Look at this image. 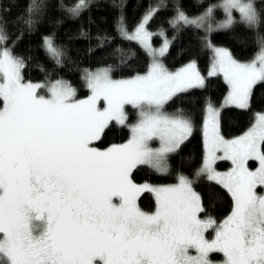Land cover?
<instances>
[{"label": "snow or ice", "instance_id": "snow-or-ice-1", "mask_svg": "<svg viewBox=\"0 0 264 264\" xmlns=\"http://www.w3.org/2000/svg\"><path fill=\"white\" fill-rule=\"evenodd\" d=\"M87 7V0H77L66 11L77 17ZM161 7L150 6L131 33L122 17L118 21L121 36L153 57L148 72L115 80L109 68L86 70L83 79L91 94L83 100L66 81L23 79L25 61L13 47L36 23L35 0L16 18L23 28L13 47L0 16V264H214L210 253H222L223 264H264V195L257 193L264 186V114L244 135L226 140L219 134V110L211 103L206 107L205 157L194 177L207 175L231 195L232 211L220 224L199 218L204 207L195 179L179 175L176 184L159 186L132 180L138 165L168 171L167 157L189 138L193 125L180 110L169 114L164 106L177 93L204 84L195 61L176 72L160 61L170 44L163 31L160 49L148 42L153 33L146 26ZM215 7L197 17L177 7L168 24L202 27ZM220 7L226 19L219 27L235 23L233 13L249 29L264 23L255 0H224ZM257 40L260 50L247 62L207 44L214 52L209 76L224 74L230 88L226 102L240 108L248 107L253 86L264 82V37ZM42 46L61 63L64 51L54 33L43 37ZM101 100L104 106L98 107ZM126 105L138 112L131 139L104 150L95 147L111 122L126 125ZM153 139L159 148L149 146ZM217 159L230 160L233 167L218 173ZM249 161L258 162L254 171ZM143 192L155 196L152 213L136 204ZM209 229L214 239L205 238ZM193 248L195 256L189 254Z\"/></svg>", "mask_w": 264, "mask_h": 264}, {"label": "trees", "instance_id": "trees-1", "mask_svg": "<svg viewBox=\"0 0 264 264\" xmlns=\"http://www.w3.org/2000/svg\"><path fill=\"white\" fill-rule=\"evenodd\" d=\"M221 0H87L88 7L77 17L66 9L71 8L77 0H35L38 10L33 18L35 25L29 32L24 30L23 38L12 41L21 31L23 25L17 22L32 0H0V16L10 37L7 44L13 47L14 55L25 61L22 70L25 82L47 84L50 81L63 80L76 90V99L89 94L83 79L86 70L95 72L109 68L113 79H122L144 73L150 64L146 50L134 40L123 38L118 31V21L124 20L128 32H132L150 6L163 5L148 23L147 30L153 35L151 43L158 47L165 36L170 41L167 51L160 57L161 62L173 71L190 61H195L199 72L204 75V84L177 93L165 106L166 113L180 110L193 125V131L180 149L167 157L168 171L160 173L151 166L138 165L132 171L134 183L148 182L168 185L178 182L179 175L195 179L194 189L200 194L204 212L202 215L221 217L231 206L229 193L222 185L204 178L194 177V173L203 158V139L201 126L205 105L218 106L227 91V84L221 75L207 76L211 62L210 49L206 40L216 46L229 50L239 61H247L258 51L257 38L264 37V23L259 28L249 29L239 22V14L233 13L235 23L227 28H215L208 33L200 27L180 26L172 28L168 21L176 14L179 7L188 16L199 15L210 5H215L212 21H220L225 14L220 7ZM63 5V8L60 5ZM255 6L264 12V0H255ZM163 31L165 36L158 33ZM81 32L84 35H81ZM55 34V43L62 47L64 55L57 64L45 53L43 37ZM106 39H100L105 38ZM162 37V38H161ZM175 37V39H173ZM128 116L126 125L114 122L103 133L97 148H106L122 143L129 138V126L135 122V109L125 106ZM264 112V82L253 86L248 107L237 108L225 106L219 113V130L224 137H234L244 133L252 124L256 113ZM254 162H250L253 168ZM218 168L222 166L217 165ZM137 205L144 211H152L155 199L150 192H143L137 199Z\"/></svg>", "mask_w": 264, "mask_h": 264}, {"label": "rangeland", "instance_id": "rangeland-1", "mask_svg": "<svg viewBox=\"0 0 264 264\" xmlns=\"http://www.w3.org/2000/svg\"><path fill=\"white\" fill-rule=\"evenodd\" d=\"M224 2V0H221L220 1V5L222 4ZM222 8V7H221ZM222 10H223V8H222ZM223 12H224V10H223ZM204 13V12H203ZM203 13H201V14H199V15H195V16H189V17H197V16H200V15H202ZM224 14H225V12H224ZM226 19V15H225V17L222 19V20H220V21H212V16H210L208 19H206L205 20V22H204V26H202V27H200V28H202L203 30H205V32H209V26H211V30L212 29H215V28H219V26L224 22V20ZM131 33V32H130ZM162 38V37H161ZM164 39L165 38H163L162 39V41H161V43H160V45L158 46V47H153V45H152V43H151V37H150V39H149V43H150V45H151V47L152 48H154V49H160L162 46H163V44H164ZM138 43V42H137ZM206 43L208 44L209 43V41L208 40H206ZM140 45V44H139ZM213 47H215V48H224V49H227V48H225V47H222V46H216V45H213V44H211ZM208 47V46H207ZM144 48V47H143ZM210 50V53H211V62H210V65L208 66V69H207V72H206V75L207 76H209V71H210V69H211V67H212V62H213V57H214V52H213V50H212V48H210V47H208ZM145 49V48H144ZM146 50V49H145ZM228 50V49H227ZM259 50H260V48L258 49V51L256 52V54L259 52ZM229 51V50H228ZM146 52L148 53V55H149V52L146 50ZM256 54L254 55V57L256 56ZM232 55V54H231ZM149 57H150V64L152 63V60H153V57L152 56H150L149 55ZM233 57V56H232ZM254 57H252L251 59H249V60H247V61H251ZM234 58V57H233ZM159 59H160V57H159ZM235 59V58H234ZM235 60H237V59H235ZM161 61V60H160ZM237 61H239V60H237ZM247 61H240V62H247ZM190 62H192V61H190ZM190 62H188V63H186L184 66H182V67H180V68H177V69H175V70H173V71H170V72H176V71H178V70H180V69H182V68H184L185 66H187ZM150 64H149V66H150ZM149 66H148V69L144 72V73H141V74H139V75H144V74H146L147 72H148V70H149ZM197 68V67H196ZM102 69V68H101ZM197 70H198V68H197ZM199 71V70H198ZM200 73V72H199ZM221 75L222 76V78L224 79V81H225V83L227 84V91H226V93H225V95H224V97L222 98V100L220 101V103L218 104V106H213L214 108H216V109H218L219 110V113H220V110L223 108V107H225V106H233V107H237L235 104H232V103H227L226 102V97H228V95H229V92H230V88H229V85H228V83L226 82V80H225V78H224V74L222 73V72H217L215 75ZM200 75L202 76V77H204V75H202L201 73H200ZM136 75H134V76H132V77H135ZM213 76V75H212ZM132 77H128V78H122V79H129V78H132ZM112 78V77H111ZM113 79V78H112ZM204 79H205V77H204ZM115 80H121V79H115ZM197 87H201V86H197ZM193 88V87H192ZM190 89V88H189ZM39 91V93L41 94V95H45V96H47L48 95V93H47V89H40V90H38ZM91 93H90V90H89V94L86 96V97H84V98H81V99H77V100H83V99H86L89 95H90ZM208 102H207V104L205 105V108H204V116H203V121H202V126H201V133H202V139H203V158H202V161H201V163H200V165L198 166V168L201 166V164H202V162H203V159H204V157H205V115H206V107L208 106ZM104 105H103V101L101 100V101H99L98 102V107H103ZM129 106H131V105H129ZM132 107V106H131ZM133 108V107H132ZM237 108H240V107H237ZM135 109V108H134ZM165 111V110H164ZM259 114H264V112H260V113H256L255 114V116H254V119H253V122H252V124H251V126L249 127V128H251L252 127V125L256 122V120H257V118H258V115ZM135 115H136V119H135V122H133L132 124H130V125H128L129 126V131H130V133H129V138L127 139V140H125L124 142H122V143H118V144H124V143H127V141L129 140V139H131V136H132V132H131V126L132 125H134V124H136V122H137V119H138V112H137V109H135ZM218 120H219V117H218ZM114 123H116L115 121H113ZM117 124V123H116ZM249 128L245 131V132H247L248 130H249ZM193 131V130H192ZM244 132V133H245ZM244 133H242V134H240V135H236V136H234V137H224L221 133H220V130H219V134L224 138V139H226V140H233V139H235V138H238V137H241L242 135H244ZM111 146V145H110ZM110 146H108V147H110ZM149 146L151 147V148H153V149H156V148H159L160 147V141L158 140V139H153V140H151L150 142H149ZM96 147V146H95ZM108 147H106V148H108ZM106 148H102V149H100V148H98V149H100V150H104V149H106ZM223 155V153L222 152H218L217 153V156H222ZM250 162H253V161H249V164H248V166H249V168L251 169V170H255V168L258 166V162H255L256 164L254 165V167L253 168H251L250 167ZM217 165H219V166H222V168H218L217 167ZM150 166V165H149ZM233 167V165H232V163H231V161L230 160H224V159H217V160H215V162H214V164H213V168L215 169V171L216 172H218V173H227V172H229L230 170H231V168ZM153 168V167H152ZM197 168V169H198ZM196 169V170H197ZM204 178H206V179H208L207 178V175H202ZM209 180V179H208ZM211 181H213V182H216V181H214V180H211ZM217 183V182H216ZM136 184H138V185H142V184H149V185H152V186H159V185H157V184H151V183H148V182H143V183H136ZM174 184H176V183H174ZM168 185H173V184H168ZM151 193V192H150ZM152 195H153V197H154V199H155V196H154V194L153 193H151ZM138 199V198H137ZM136 204H137V201H136ZM155 205H156V199H155Z\"/></svg>", "mask_w": 264, "mask_h": 264}, {"label": "flooded vegetation", "instance_id": "flooded-vegetation-1", "mask_svg": "<svg viewBox=\"0 0 264 264\" xmlns=\"http://www.w3.org/2000/svg\"><path fill=\"white\" fill-rule=\"evenodd\" d=\"M257 193H258V195H264V186H259L257 189ZM230 198H231V195H230ZM114 200H116V198H114ZM232 206H233V202H232V198H231V206H230L229 211L225 215H223L219 218L218 217H212L216 221L217 224H220L222 221H224L228 217V215L232 211ZM155 209H156V205L152 211H144L142 209L141 210L146 212V213H152L155 211ZM198 215H199L200 219H206L207 217H211V216H204V215H202V213H200ZM204 235H205V238L208 240L214 239L215 238V231H214V229H209L205 232ZM189 254L192 256H195L197 253H196V250L193 248V249H189ZM209 258L214 262V264H223V261H224V256L222 253H210Z\"/></svg>", "mask_w": 264, "mask_h": 264}]
</instances>
